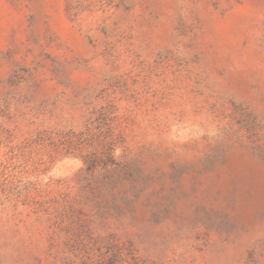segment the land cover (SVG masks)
Returning a JSON list of instances; mask_svg holds the SVG:
<instances>
[{
    "label": "rangeland",
    "instance_id": "374dc122",
    "mask_svg": "<svg viewBox=\"0 0 264 264\" xmlns=\"http://www.w3.org/2000/svg\"><path fill=\"white\" fill-rule=\"evenodd\" d=\"M0 264H264V0H0Z\"/></svg>",
    "mask_w": 264,
    "mask_h": 264
}]
</instances>
